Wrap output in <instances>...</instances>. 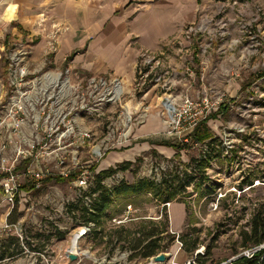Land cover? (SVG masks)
Returning a JSON list of instances; mask_svg holds the SVG:
<instances>
[{
	"label": "rangeland",
	"instance_id": "rangeland-1",
	"mask_svg": "<svg viewBox=\"0 0 264 264\" xmlns=\"http://www.w3.org/2000/svg\"><path fill=\"white\" fill-rule=\"evenodd\" d=\"M208 1L209 7L200 9L201 12L208 10L207 15L215 19L226 17L231 18L232 21L236 20L225 27H222L218 22L201 24L200 20L202 17L200 12L194 21L179 25L176 33L168 37L167 40L162 41L161 45L163 46L158 49L159 51L155 50L154 52L158 55L157 59L160 60V65L162 64V67L168 70L167 81L175 84L173 90L166 91L160 86L153 87L151 85L145 92H138L135 88L137 75L134 82L127 80L128 78L123 80L122 76L113 77L111 80L119 79L122 87L120 85L116 86V84H114V87L115 90L122 91V94L120 93V96L116 97L112 102H104L100 109V114L82 113L77 117V126L81 130H89L93 134L90 143L87 141L84 147L78 149L82 164L95 169L86 187L76 185L73 182L75 177L67 179L62 177L64 180L60 181L58 180L60 176L54 175L48 177L38 189L33 188L27 181H23L20 193L21 195L29 196L27 198L22 197L23 200H21L20 205L10 215L7 216L8 204L4 201L0 202V223H3V225L0 224L1 236L8 234L18 236L14 226L11 225L13 223L9 221V217H12L15 218V222L20 220L23 223V238L18 236L22 246L24 245L30 251L28 244L24 241L25 237L32 240L35 247L37 245L40 247L44 244V249L41 252L30 254L25 250L20 255L6 258L0 264H98V261L104 258L106 260L103 264H111L107 263V261H112L111 256L108 259L109 256L106 255L111 253L110 250L112 248L114 251L112 256L118 255L119 258H122L124 264H142L145 261L144 258L140 256L132 258L133 251L127 248L128 243L125 240H118L115 234H121V232H117L121 227H124L125 230L128 228L136 234L138 233V228L144 223L143 221L158 223L162 220L167 221V229L171 233L168 217H164L161 220L148 217L149 215L152 217L157 216L162 204L160 200L153 199V195L150 192L138 195V197L134 198L136 202H131L130 200L132 199H123L122 195H119L110 208L107 209V212L110 213L109 217L104 218L99 224L94 223L91 233L81 236L77 240L81 247L79 255L82 257V261L79 262L78 260L80 256L74 260L66 257V251L70 247L74 248L75 234L78 228L90 223H84L80 210L76 208V206H86L85 202L80 199L84 195H99V191H95V188H97L96 174L110 167H117L119 163L124 161H133L134 164L128 170L118 169L113 175L104 178L102 184L106 188L111 189L122 183L135 184L143 179L160 182L170 171L178 170L177 167L179 171L183 169L191 171L193 164L204 161L205 168L208 167V174L213 176L216 181L209 178L208 180L205 179L201 187L196 186V183L193 182L192 186L188 188L190 193L178 194H191L186 199L190 202V206L193 209V212H190L187 206L190 214L188 219L191 220V223L194 221L198 224H196L197 231L194 235H197V232L199 233L200 242L204 244L205 252L210 245H218L219 248H223L217 259L225 258L228 251H225L224 248L227 245H230L228 248L231 247L234 252L236 247L245 245L246 241L239 238V228L236 233H234L236 228L232 229L233 232H228L231 226H227V222L243 211L244 215L241 225L243 224L244 228L248 229L246 231H251L253 218L260 210H264V185L253 188L250 192L243 193L242 195H253L252 199L244 201L239 207L232 205L228 208L225 215L220 217V220L213 219L210 220L211 222L209 221V218L212 219L214 215L208 209L210 199L203 200V195L214 193L216 186L222 185L228 188L237 184L240 178L229 170L228 165H224L223 160H218L216 163L215 158L211 160L209 155L204 157L202 154L204 143L210 138L217 140L213 156L217 154L219 149L217 145L220 144L219 135L222 133L224 126L228 124L231 114L228 107L223 105L219 111L210 113V116L204 120L209 128L210 137L200 140L194 135V130L192 137L197 145L193 144L191 146L188 143L185 145L179 138L171 137L172 135L166 133L168 113L163 106V101H165L167 96H175L179 99V95L187 93L191 97L200 98L203 96L204 91L212 96L223 93L226 101H235V105H237L236 101L244 102L249 96L259 94L250 86L254 77L257 78L258 74L263 72L264 69V0H237L238 4L236 5L233 4L234 0ZM244 2L248 4L244 6L243 15L239 16L238 14V17L236 15L237 11L240 9V4ZM259 7L262 9L261 13L257 12ZM227 8L230 9L227 10ZM223 9L224 12H222ZM189 25L202 26L205 36L202 37L201 41L209 45L207 51L199 53V62H202L204 67L202 71L204 81L198 80L193 86H190V76L188 74L190 72L186 69L187 63L182 58L184 55L179 51V45L172 41L175 36L184 32ZM249 30L260 31L256 40H252L248 32L243 33ZM55 41L56 39L53 40V45ZM0 46V61L5 60V72L8 74L7 68L12 61L11 58L14 51H25L29 47L16 46L8 38L3 39L0 42ZM146 50L152 49L139 48L137 69L142 61V54ZM29 57L30 55H26L21 63L27 64ZM173 57L180 65L178 72L174 71L176 66L170 67L168 65L169 59H173ZM52 70H56V67L51 66L50 68L42 69L36 74ZM57 70L60 71L59 69ZM197 72L200 76V71L197 70ZM93 75L98 76L97 74ZM7 82L8 75L2 91L6 90ZM114 83L116 82L114 81ZM259 91H263V89L260 88ZM255 113L260 115H257L259 120L256 121L253 116L250 118L239 117L237 123H248L251 125L249 130L257 131V134H259V130L264 129V114L260 111ZM153 115L158 117L156 125L150 118ZM153 127L154 130L150 131ZM125 133L128 134L127 141H125ZM258 136L256 139H260L261 136ZM254 138L255 136L253 135L244 136L245 140H253ZM165 141L168 144H158ZM212 141L214 142V140ZM101 144L105 148V155L101 159H93L91 146ZM152 150H156L158 153L153 154ZM115 153L124 154L123 161L113 158V161L111 160L108 163L111 155ZM138 158H142V160L139 161ZM210 161H212L211 164ZM105 162L107 163L106 165H104ZM24 166L25 163L22 164L21 168H24ZM245 171L250 172L252 177L264 174V168L257 169L256 167ZM24 186H27V188H24ZM195 193L198 196L195 197ZM228 195H234V192L231 191ZM126 204H132L134 209L133 219L127 223L114 224L112 219L124 214ZM30 206L33 207L32 210L29 209ZM6 225L11 226L7 227ZM95 230H103L97 238H95L93 233ZM109 233H112L111 241H108ZM166 242L167 240L163 243L165 244ZM175 242H177L176 239ZM173 244L163 252L169 253L171 248H173ZM47 245H50L49 250L45 249ZM181 257L177 258V262L184 260ZM204 261H207V259Z\"/></svg>",
	"mask_w": 264,
	"mask_h": 264
},
{
	"label": "built area",
	"instance_id": "built-area-1",
	"mask_svg": "<svg viewBox=\"0 0 264 264\" xmlns=\"http://www.w3.org/2000/svg\"><path fill=\"white\" fill-rule=\"evenodd\" d=\"M233 4H238V1L234 0ZM247 4V2L240 4L237 16L238 14L239 16L243 15L244 6ZM229 9L227 8V10ZM207 12L208 10L201 12V24L218 22L222 27H225L236 20L232 21L231 18L226 17L215 19L209 17ZM257 12L261 13L262 9L257 8ZM247 32L252 40H256L258 33H260V31L255 30L244 31L243 33ZM203 36H205V32L202 26L189 25L184 32L172 39L179 45L178 49L184 55L182 58L187 63L186 69L190 72L188 73L190 86H193L198 80L204 81L202 73L204 67L202 62H199V53L207 51L209 45L201 41ZM29 53V50L14 51L12 61L7 68V88L3 92L0 91V202L4 201L8 204L7 216L20 205L21 200H23L22 197L27 198L29 196L20 193L23 181H27L33 188L38 189L48 177L58 175L66 179L75 177L73 182L76 185L86 187L95 169L82 164L78 149L84 147L87 141L90 143L93 134L91 131L81 130L77 126V117L82 113L100 114L104 102H112L120 96L121 91L115 90L114 84L122 87L119 79L111 80V78L101 75H91L83 79L84 81H73L71 79L73 72L70 68L36 74L28 64L21 63ZM157 57L158 55L152 50H146L142 54L135 85L138 92H145L146 87L151 85L153 87L160 86L166 91L173 90L175 84L167 81L168 70L164 69L162 64L160 65V60ZM197 70L200 71V76ZM250 88H254L259 94L249 96L244 102L236 101L237 105H235V101H226L223 93L212 96L206 91L200 98L182 93L179 95V99L175 96H167L163 101V106L168 113L166 133L172 135L171 137L179 138L185 145L187 143L191 146L197 145L192 133L202 121L210 116V113L219 111L223 105H226L229 113H231L228 124L224 126L219 135L220 144L217 145L219 148L217 154L213 156L217 141L215 138H210L204 143L202 154L204 157L209 155L211 160L215 158L216 163L218 160H223L224 165H228L229 170L240 178L238 183L231 187L226 188L218 184L219 186L215 187L214 193L204 195L205 200L210 199L208 208L211 212L221 211L225 215L232 205L239 207L240 204H243L244 198L251 199L253 197V195H242L243 193L264 185V174L252 177L250 172L245 171L256 167L257 169L264 168V129L259 130V134H257V131L249 130L250 124L237 123L239 117L250 118L253 116L256 121L259 120L258 113H255L257 111L264 114V69L257 78L254 77ZM260 88L263 91H259ZM171 99L173 103H171ZM171 104H173L172 111L169 109ZM124 135L126 136L125 141H127L128 134L125 133ZM245 135H253L255 138L245 140ZM257 136H261L260 139H256ZM104 150L102 144L91 146L92 158L101 159L105 155ZM23 163L25 166L21 168ZM211 163L212 161H210ZM204 174L206 180L209 178L216 181L213 176L208 174V167L205 168ZM189 186H192V183L186 187L184 194L190 193ZM231 191L234 192V195H228ZM189 196L191 194L177 195L175 199L189 198ZM194 196L198 195L195 193ZM96 197L97 195H84L82 200L87 207L91 208ZM173 202L174 200L163 202L159 214L148 217L155 220H161L164 217L169 219ZM29 209L32 210L33 207L30 206ZM133 212L132 204H126L124 214L120 217H114L112 222L116 225L129 222L133 219ZM229 215L231 214L229 213ZM11 225L14 226L17 235L23 238V223L19 220ZM93 225H95L94 222H90L78 228L75 234L74 248L70 247L66 251L67 258H70L71 254L80 256L81 247L77 240L81 236L91 233ZM170 232L176 235V241L182 248L183 242L180 240L179 233L171 227ZM23 247L26 252L34 253L24 245ZM263 250L264 240L258 244L242 248L224 261L209 264H233L241 257L254 258ZM155 256L146 258L142 264L166 263V261H156ZM205 256V247L202 245L182 262H177L176 257L170 262L171 264H204L203 258ZM44 259L49 262L46 257ZM105 260L106 258L102 261Z\"/></svg>",
	"mask_w": 264,
	"mask_h": 264
},
{
	"label": "crops",
	"instance_id": "crops-1",
	"mask_svg": "<svg viewBox=\"0 0 264 264\" xmlns=\"http://www.w3.org/2000/svg\"><path fill=\"white\" fill-rule=\"evenodd\" d=\"M207 7L208 0H0V42L8 38L16 46H28L25 49L30 52L27 64L35 73L52 66L59 70L70 68L73 81L97 74L107 78L122 76L123 80L128 78L134 82L138 72L139 48L153 51L160 49L162 41L176 33L179 25L194 21L201 10ZM54 39L56 41L53 45ZM168 65L176 66L174 71L178 72L180 65L174 57L169 59ZM5 71V60H2L0 91L7 81ZM150 118L156 125L157 115ZM124 156L121 153L112 154L108 163L113 158L123 161ZM246 200L250 201V198H244L243 201ZM187 206L193 212L186 198L173 202L170 208V227L180 236L189 233V236L195 237L193 229L197 228V223H191L188 219L190 214ZM211 214L214 215L209 221L220 220L224 216L221 211ZM243 215L242 211L231 218L227 226L232 227L228 232L236 228V233L239 228V238L246 241L245 245L236 247L235 252L227 245L224 250L228 253L223 259H217L223 248L210 245L208 253L206 251V263L224 261L242 248L255 244L254 239L246 237L251 231H246L248 229L241 225ZM198 237L197 246H204L200 242L201 237ZM45 249L49 250L50 245L45 246ZM194 252L185 247L180 248L174 241L171 251L165 253V264H171L174 257L177 259L182 256L185 260ZM111 257L112 261L107 263L124 264L118 255ZM78 260L82 261V257ZM103 263L105 261H98V264Z\"/></svg>",
	"mask_w": 264,
	"mask_h": 264
},
{
	"label": "trees",
	"instance_id": "trees-1",
	"mask_svg": "<svg viewBox=\"0 0 264 264\" xmlns=\"http://www.w3.org/2000/svg\"><path fill=\"white\" fill-rule=\"evenodd\" d=\"M194 135L200 139L204 140L210 137L209 128L206 124V121L202 122L196 129ZM213 140V139H211ZM157 143V142H155ZM158 144H168L167 141L160 142ZM153 154H157L156 150L151 151ZM139 161L142 158H138ZM134 164L133 161H124L119 163L117 167H110L108 169L102 170L96 174L97 188L95 191H99V195L94 199L91 208L84 206H76L77 209L81 212V217L84 220V223L94 222L100 223L104 218H108L109 214L107 209L110 208L111 204L116 200L119 195H122V198L130 200L131 202H136L134 198L140 196L144 193H152L153 199L160 200L162 203L166 201L175 200L179 193H183L186 190V187L191 183L195 182L196 186L201 187L206 179L205 174V164L204 161H199L191 166V171L188 169H183L179 171L174 170L169 172L168 175L163 178L160 182L150 179H143L135 184L122 183L121 185L114 188H106L102 181L104 178L113 175L117 172L118 169L128 170ZM96 167V166H95ZM94 169V168H93ZM51 179V178H49ZM47 180V179H46ZM58 180H64L62 177ZM27 188V186H24ZM132 197V198H131ZM82 200V199H80ZM72 210V209H71ZM75 215V214H74ZM10 223L15 222V218L9 217ZM142 225L138 228V233H133L134 231L125 230L124 227H121L120 230H117L115 235L118 240H125L128 243L127 248L133 251L131 257H151L158 252H163L169 248V246L174 243L176 235L169 233L167 227L168 223L166 220L160 222H147L143 221ZM159 224V225H157ZM103 230H95L93 233L95 238L99 237ZM197 228L193 229L195 233ZM112 233H109V239H111ZM251 237L254 239V243L258 244L264 240V211L263 209L259 211L253 218L251 234H246V237ZM49 238V237H47ZM167 240L164 244L163 242ZM180 240L183 242V247L188 251L194 252L198 247L199 237L189 236V233H185L180 236ZM24 241L28 244L30 251L41 252L44 248L42 244L40 247L37 245L33 246L32 240L28 237L24 238ZM25 249L22 246L20 238L16 235L8 234L6 236L0 235V262L4 261L6 258L15 257L22 254ZM109 257L113 255V248L110 250ZM208 253V251H207ZM205 260V259H204ZM203 260V263L206 261ZM233 264H264V250L255 255L254 258L241 257L234 261Z\"/></svg>",
	"mask_w": 264,
	"mask_h": 264
},
{
	"label": "water",
	"instance_id": "water-1",
	"mask_svg": "<svg viewBox=\"0 0 264 264\" xmlns=\"http://www.w3.org/2000/svg\"><path fill=\"white\" fill-rule=\"evenodd\" d=\"M77 257H78L77 254H71L70 255V258L72 260L77 259ZM155 260L160 261V262H165L167 260V255L164 252H162V253L155 256Z\"/></svg>",
	"mask_w": 264,
	"mask_h": 264
},
{
	"label": "bare ground",
	"instance_id": "bare-ground-1",
	"mask_svg": "<svg viewBox=\"0 0 264 264\" xmlns=\"http://www.w3.org/2000/svg\"><path fill=\"white\" fill-rule=\"evenodd\" d=\"M122 92V91H121ZM122 94V93H121ZM171 103H173V100L171 99ZM169 109H170V111H172L173 110V104H171L170 106H169ZM74 242H75V240H74Z\"/></svg>",
	"mask_w": 264,
	"mask_h": 264
}]
</instances>
